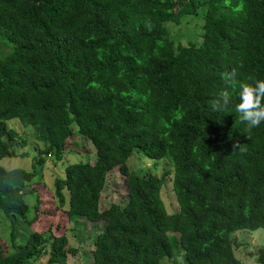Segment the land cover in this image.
I'll use <instances>...</instances> for the list:
<instances>
[{
	"label": "trees",
	"instance_id": "obj_1",
	"mask_svg": "<svg viewBox=\"0 0 264 264\" xmlns=\"http://www.w3.org/2000/svg\"><path fill=\"white\" fill-rule=\"evenodd\" d=\"M185 17L200 25L199 41H175L167 24ZM0 38V158L19 137L7 119L33 125L44 143L30 169L0 164L3 213L26 218L42 154L60 159L72 134L94 149L54 176L55 223L36 200L25 241L8 254L0 247V264H34L45 252L43 264L66 262L76 249L65 223L75 217L105 221L87 264H161L180 252L185 264H240L230 234L264 229V122H241L239 89L223 77L264 79V0H0ZM225 90L230 103L214 111ZM133 149L171 166L136 174L125 163ZM113 166L125 201L99 207ZM168 174L172 212L159 194ZM256 260L264 264L263 249Z\"/></svg>",
	"mask_w": 264,
	"mask_h": 264
},
{
	"label": "rangeland",
	"instance_id": "obj_2",
	"mask_svg": "<svg viewBox=\"0 0 264 264\" xmlns=\"http://www.w3.org/2000/svg\"><path fill=\"white\" fill-rule=\"evenodd\" d=\"M167 25L170 30L174 26L175 32L178 33L175 36V41L184 42L186 39L200 40L199 32H201V27L192 17L181 18L180 22H171ZM7 50V45L0 38V55ZM6 123L17 131L19 137L11 144L15 153L11 156L1 157L0 164L5 168L21 166L25 169H30L31 162H34L33 158L36 155L37 147H44L43 141L37 136L34 126L31 124L24 125L17 118L7 119ZM73 127L75 128L74 124ZM63 152L60 159H56L52 154H42L44 160L42 164H34V180L32 183L27 184L25 187L26 192L23 195L27 203L26 218L33 216L35 202L41 199V203L43 202L41 206L47 212L53 213L51 216L53 217V223H55L59 211L53 206L55 201L51 188L54 176L62 175L65 163L85 160L86 158L92 160L94 155L92 145L77 134H72L67 138ZM125 163L136 174L153 173L157 176L164 169L171 166L165 157L150 158L142 152H137L136 149L132 150L131 154L126 158ZM31 187L34 188L33 191H29ZM159 194L168 212L177 210L178 204L171 188V174L164 176L162 179ZM125 198L124 176L119 172L117 166H113L106 172L105 181L98 197L99 207L105 206L109 202L121 204L125 201ZM26 218L15 216L10 219L0 209V247L1 249L6 247L7 254L13 252L12 242L21 243L25 241L27 231L24 227V220ZM104 224L105 221L102 219L91 221L82 217H75L67 220L64 232L67 239L66 243L71 247H75L76 254L69 255L64 263L55 262L51 264H76V261L78 262L77 264H87L83 253L88 252L93 247L95 234L103 229ZM230 235L234 254L240 259V264H260L257 262L256 256L261 249L264 250L263 228H240L234 230ZM47 255L48 253L45 252L36 259L32 258V262L34 264H43ZM160 262L161 264H185V261L183 263L181 252L171 258L162 257Z\"/></svg>",
	"mask_w": 264,
	"mask_h": 264
},
{
	"label": "clouds",
	"instance_id": "obj_3",
	"mask_svg": "<svg viewBox=\"0 0 264 264\" xmlns=\"http://www.w3.org/2000/svg\"><path fill=\"white\" fill-rule=\"evenodd\" d=\"M229 88L238 87L239 102L235 106V112L239 113L241 122L247 124L249 129L260 126L264 122V79H256L250 82H239L236 80L235 70L225 73L223 77ZM231 94L225 90L212 102L214 111H219L221 106L226 107L231 101ZM8 169H6L7 171ZM16 169H11L15 171Z\"/></svg>",
	"mask_w": 264,
	"mask_h": 264
}]
</instances>
